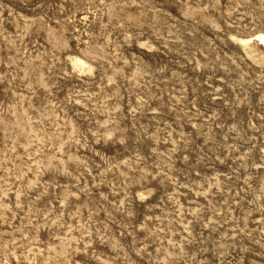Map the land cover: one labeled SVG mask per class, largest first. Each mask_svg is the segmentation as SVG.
<instances>
[{
    "label": "rangeland",
    "instance_id": "rangeland-1",
    "mask_svg": "<svg viewBox=\"0 0 264 264\" xmlns=\"http://www.w3.org/2000/svg\"><path fill=\"white\" fill-rule=\"evenodd\" d=\"M264 0H0V264H264Z\"/></svg>",
    "mask_w": 264,
    "mask_h": 264
},
{
    "label": "bare ground",
    "instance_id": "bare-ground-1",
    "mask_svg": "<svg viewBox=\"0 0 264 264\" xmlns=\"http://www.w3.org/2000/svg\"><path fill=\"white\" fill-rule=\"evenodd\" d=\"M260 44L264 46V35H262L259 39Z\"/></svg>",
    "mask_w": 264,
    "mask_h": 264
}]
</instances>
